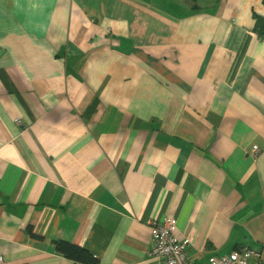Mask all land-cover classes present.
Segmentation results:
<instances>
[{"label": "crops", "instance_id": "crops-1", "mask_svg": "<svg viewBox=\"0 0 264 264\" xmlns=\"http://www.w3.org/2000/svg\"><path fill=\"white\" fill-rule=\"evenodd\" d=\"M256 18L264 0H0V264H75L56 241L164 264V220L192 264H264Z\"/></svg>", "mask_w": 264, "mask_h": 264}, {"label": "built area", "instance_id": "built-area-1", "mask_svg": "<svg viewBox=\"0 0 264 264\" xmlns=\"http://www.w3.org/2000/svg\"><path fill=\"white\" fill-rule=\"evenodd\" d=\"M150 235L153 242L152 257L162 259L164 264H192L186 257L188 239L180 240L176 236L174 220L150 221ZM261 258L257 248H239L224 256H214L210 264H252ZM2 258H0L1 262Z\"/></svg>", "mask_w": 264, "mask_h": 264}, {"label": "trees", "instance_id": "trees-1", "mask_svg": "<svg viewBox=\"0 0 264 264\" xmlns=\"http://www.w3.org/2000/svg\"><path fill=\"white\" fill-rule=\"evenodd\" d=\"M256 29H260L264 35V21L256 18ZM30 235L34 236L32 231ZM55 250L60 253L64 258L71 260L75 264H100L99 260L94 257L87 250L77 246L75 244L65 242V241H56L53 243Z\"/></svg>", "mask_w": 264, "mask_h": 264}]
</instances>
